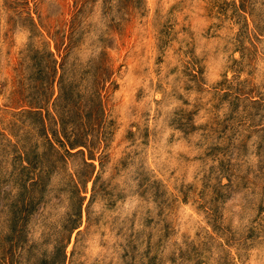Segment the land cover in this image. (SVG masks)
<instances>
[{
	"label": "rangeland",
	"instance_id": "obj_1",
	"mask_svg": "<svg viewBox=\"0 0 264 264\" xmlns=\"http://www.w3.org/2000/svg\"><path fill=\"white\" fill-rule=\"evenodd\" d=\"M0 264H264V0H0Z\"/></svg>",
	"mask_w": 264,
	"mask_h": 264
}]
</instances>
